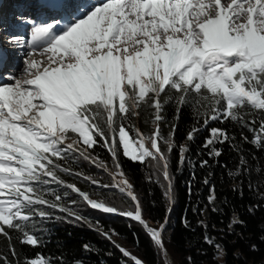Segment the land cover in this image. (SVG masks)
Here are the masks:
<instances>
[{"label": "snow or ice", "instance_id": "6c2138e0", "mask_svg": "<svg viewBox=\"0 0 264 264\" xmlns=\"http://www.w3.org/2000/svg\"><path fill=\"white\" fill-rule=\"evenodd\" d=\"M60 2L76 7L66 17L26 21L31 25L30 37L13 36L9 41L27 51L21 75L8 77L12 83L0 84V237L7 241L16 264L21 261L12 233L22 245L42 247L44 241L36 233L43 232V222L52 219L88 223L112 241L114 232L91 225L76 210L78 201L70 198L75 194L92 209L140 223L166 255L165 224L153 229L143 219L119 154L140 163L147 159L163 176L165 196L171 204L169 157L177 147V125L171 123L167 136L161 127L168 123L169 106L175 109L174 121L188 108L196 125L202 120L204 128L212 121L248 128L253 139L249 141L241 133L243 141L264 150V0ZM141 118L153 126L150 133L135 126L134 121ZM196 125L188 132L187 142L194 141L201 130ZM235 139L225 129L213 127L204 143L212 158L222 155L217 145L225 143L240 153L237 169L228 173L233 178L248 171V161ZM101 142L112 156L115 172L93 154ZM179 152L183 166L188 160L187 144L179 146ZM76 158L109 171L113 184H100L76 171L72 167ZM207 165L204 160L200 166ZM66 176L102 188L116 187L130 198L135 210L121 211L104 200L92 199L91 193L69 183ZM53 186L65 191L57 193ZM215 200L213 187L209 203ZM57 212L64 215H55ZM242 224L234 217L229 227ZM112 242L133 264H143ZM205 242L218 256L224 255L214 240L205 237ZM83 247L93 251L88 244ZM0 264H13L2 250ZM23 264L53 261L38 254Z\"/></svg>", "mask_w": 264, "mask_h": 264}, {"label": "trees", "instance_id": "16d2710c", "mask_svg": "<svg viewBox=\"0 0 264 264\" xmlns=\"http://www.w3.org/2000/svg\"><path fill=\"white\" fill-rule=\"evenodd\" d=\"M174 116L175 109L169 106L166 109L168 123L161 126L163 134L167 136L171 123L176 122L177 125V147L169 157L174 192L170 211L159 173L149 166L147 159L140 163L124 156L122 152L119 154L121 169L138 197L143 219L149 227L156 229L165 224L163 240L166 255L160 252L140 223L125 216L92 209L75 194H71L70 198L78 201L76 210L91 225H98L104 232H114L112 241L143 264H264V150H257L251 143L243 141L241 133L249 141L253 139L254 134L248 128L218 121H212L204 128L202 120L196 125L192 111L188 108L182 110L178 121H174ZM134 123L144 133L153 130V126L146 124L143 118ZM194 125L201 130L196 133L194 141L187 142V134ZM213 127L225 129L236 138L234 143L247 159L248 171H242L241 175L234 178L228 175L229 171L237 169L240 158V153L228 143L217 145L222 151L219 158L209 156L204 143L209 137V129ZM185 144L189 148L188 160L181 166L179 146ZM93 154L107 165L109 171L115 172L112 156L102 146V142L95 147ZM204 160L208 161V165L201 167ZM72 167L98 180L100 184L111 185L112 176L109 171L93 163L76 158ZM64 178L69 183H75L82 191L91 193L92 199L104 200L121 211L135 210L130 198L123 196L115 187L102 188L82 178ZM205 179H208V184L204 183ZM213 187L216 197L214 204L209 203ZM53 190L57 193L65 191L55 186ZM214 207L218 211H213ZM55 215L64 214L57 212ZM234 217L242 220L243 224L230 228ZM43 229V232L36 233L44 241L43 246L38 248L20 244L15 239L16 234L12 233L21 264L25 259L35 258L38 254L51 257L53 264H77V261L80 264H133L112 241L94 227H89L88 223L52 219L43 222ZM205 237L221 245L224 250L222 257L218 256L213 246L205 242ZM85 244L90 245L93 251H85ZM0 250L16 264L3 237H0Z\"/></svg>", "mask_w": 264, "mask_h": 264}, {"label": "bare ground", "instance_id": "6f19581e", "mask_svg": "<svg viewBox=\"0 0 264 264\" xmlns=\"http://www.w3.org/2000/svg\"><path fill=\"white\" fill-rule=\"evenodd\" d=\"M7 1L2 6L1 4L2 0H0V6H1L0 7V51H4V53H2L3 62L2 64H0V78L2 77L5 80L8 79V76H12V74L14 73L15 76H20L24 67L22 65L23 56L19 57L21 55L20 50L14 47L13 45H11L9 41L13 36H20V32H18L17 27L26 24L27 19L25 12L31 11V7L34 8V14H36L38 11L42 12V11L51 10L47 6H44V4H46L49 0H7ZM53 6L59 8L60 10H63L64 8L67 9L72 8V5L66 6L62 3ZM20 12L21 14H19ZM59 16H63V14L58 13L56 15V17ZM18 19L19 20L21 19V21L23 22H18L19 21ZM10 20H12L11 22L18 26L14 27V25L11 24ZM9 27L13 28L12 33L6 32Z\"/></svg>", "mask_w": 264, "mask_h": 264}, {"label": "rangeland", "instance_id": "374dc122", "mask_svg": "<svg viewBox=\"0 0 264 264\" xmlns=\"http://www.w3.org/2000/svg\"><path fill=\"white\" fill-rule=\"evenodd\" d=\"M6 1L7 0H2V2H1V4H2V6L6 3ZM102 0H100V1H98V3L99 2H101ZM7 3H8V1H7ZM21 3V2H20ZM1 7V6H0ZM5 16H7V15H5ZM66 17V16H65ZM24 18V17H23ZM53 19V18H52ZM52 19H50V21L52 20ZM19 20V19H18ZM23 20V19H22ZM18 22H23V21H21V19L18 21ZM16 25V24H15ZM18 26V25H17ZM20 28H21V31H20V36H23L24 38H25V40H27L29 37H30V26H27L26 27V24L24 25V26H19ZM11 29H13V28H8V30H11ZM19 49V48H18ZM20 50V52H21V55L19 56V57H21V56H23V60H24V55L23 54H25V52L27 51L26 50V48H25V50L24 49H19ZM24 51V52H23ZM18 57V58H19ZM36 59H40V57L39 56H37V57H35ZM22 60V61H23ZM22 65L24 66V64L22 63ZM7 71V70H6ZM5 71V72H6ZM12 76H15V73L14 74H12ZM8 77H10V76H8ZM8 83H12V81L11 80H9V79H7V80H5V79H3L2 77L0 78V84H8ZM159 179H160V181H161V183H162V187H163V192H164V197H165V199H166V201H167V204H168V210L170 211V209H171V207H172V205H173V202L171 203V204H169V201H168V199L166 198V196H165V188H166V182L164 181V179H163V176L162 175H160L159 174ZM120 179V177L119 176H117L116 177V180H119ZM111 184H113V179L111 178ZM116 188V187H115ZM118 189V188H117ZM151 228H152V226H150ZM153 229H156V228H153ZM159 229V228H158ZM161 252V251H160ZM162 253V252H161Z\"/></svg>", "mask_w": 264, "mask_h": 264}]
</instances>
